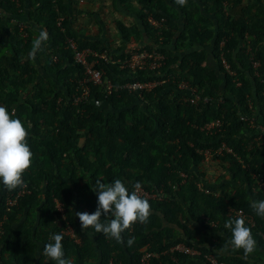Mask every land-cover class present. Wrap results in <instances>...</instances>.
Wrapping results in <instances>:
<instances>
[{"label":"trees","instance_id":"trees-1","mask_svg":"<svg viewBox=\"0 0 264 264\" xmlns=\"http://www.w3.org/2000/svg\"><path fill=\"white\" fill-rule=\"evenodd\" d=\"M136 1L141 5L142 29L164 56L163 65L154 71L121 70L118 62L128 55H114L105 44L80 38L70 28L68 0H18L19 6L0 0V106L10 114L14 110V118L24 123L34 154L23 175L26 187L8 190L0 182L4 229L0 245L7 255L2 264H55L43 255L51 234L64 236L65 255L74 264H109L110 260L141 264L143 247L158 255L149 264H209L205 255L224 264H264V218L250 208V201L264 200V190L256 186V177L264 180V135L257 144L258 130L250 128L251 120L258 125L261 119L264 129V0H254L246 9L240 7L243 0H187L185 7L175 0ZM199 4L212 19L202 15ZM235 8H240V15L233 18L229 12ZM178 11L182 30L175 23ZM24 12L25 20L21 19ZM148 16L162 27L150 26ZM42 29L49 39L35 54L34 64L29 54ZM67 40H73L79 50L108 55V63L100 60L95 67L112 84L110 94L100 86H89L87 102H68L80 94L78 81L84 74ZM208 49L214 51L222 78L203 65ZM220 58L234 76L223 69ZM254 62L259 63L256 69ZM165 78L169 83L141 95L120 89L125 83ZM180 81L211 101L191 105L182 101V92L172 95L173 90L169 97L159 95L164 88L175 90ZM142 101L150 110L140 108ZM216 119L222 125L214 134L201 130ZM221 143L231 153L216 158L225 172L211 183L201 170L202 152ZM225 177L227 181L221 182ZM97 179L109 184L120 179L129 191L140 182L141 190L150 195L149 223L137 222L126 230L124 243L92 228L82 231L75 215L96 210L98 198L92 188ZM20 192L16 204L8 207V199ZM230 210L244 214L257 241L256 250L247 257L230 245L228 251H221L231 239L225 221L238 217ZM69 226L78 243L64 235ZM130 237L135 238L132 246L127 245ZM178 243L200 255L170 253Z\"/></svg>","mask_w":264,"mask_h":264},{"label":"clouds","instance_id":"clouds-1","mask_svg":"<svg viewBox=\"0 0 264 264\" xmlns=\"http://www.w3.org/2000/svg\"><path fill=\"white\" fill-rule=\"evenodd\" d=\"M175 3L180 7L187 6V0H175ZM48 39L49 34L47 30H40L39 35L32 42L29 59H35V54L41 50L42 45L47 42ZM137 50H139V48ZM167 83H169V81ZM97 104L99 106V102H97ZM14 117V110L10 114L6 107L0 106V182H2L8 190L26 187L23 175L26 170L30 169L32 166L34 155L27 142L29 136L28 130L21 119ZM207 124H205V126ZM250 124L252 127L251 129L259 131L258 125L254 126L253 122H250ZM204 127L201 128V130L207 133ZM216 131L218 130H214L211 134H214ZM263 131L264 129L261 130V133ZM222 145L225 146L224 143H221V145L215 149L205 150L202 152L203 157H205L204 153L209 151L211 152L210 158L220 162L216 159L217 157H223L224 154L231 153L221 151L220 154H217L216 151H218ZM225 147L229 149L227 146ZM141 189L142 185L140 182L135 183L133 185V190L129 191L128 187L120 179H116L110 184L103 183L101 179H97L95 181V187L92 188L98 198L96 210L91 214L88 212L75 213L79 218L82 231L92 228L96 233H102L109 239H114L118 243H124L125 241L122 234L126 230L131 229L137 222L145 225L148 224L152 214L151 205L148 199L141 195ZM56 206L57 210L63 213L62 205L59 202H56ZM250 208L257 216L264 218V200L250 201ZM224 226L231 230V239L228 244L221 248V251H228L230 245L234 251L243 250L244 256L247 257L256 250L257 241L252 234L251 228L246 226L243 216H238L235 219H227ZM64 235L71 239L75 238L74 241L77 243L79 242V239L75 237L70 226L67 227ZM3 237L4 229L2 238ZM63 239L64 236L62 234H51L49 236V243L43 248V255L50 261H54L55 264H74V260L65 255L62 244ZM134 242L135 238L130 237L127 240V245L132 246ZM1 253L3 254L2 262L7 259V255L2 251Z\"/></svg>","mask_w":264,"mask_h":264},{"label":"crops","instance_id":"crops-1","mask_svg":"<svg viewBox=\"0 0 264 264\" xmlns=\"http://www.w3.org/2000/svg\"><path fill=\"white\" fill-rule=\"evenodd\" d=\"M13 3L16 6H19L18 0L17 2ZM68 3L70 5V28L85 41L103 43L111 52H113L114 55H128L132 50L131 48L140 49L148 45L149 47H158L154 44L152 45V39L150 35L146 34L142 29L140 21L141 5L136 0H68ZM199 8L202 12V15H204L209 20L212 19L210 14L204 12L202 5L199 4ZM178 14V19L175 23H177L179 29L182 30L184 27V22L182 20L183 17L180 11H178ZM21 19H27L26 12L22 14ZM146 21L152 27H158L159 25L158 22L149 16L146 17ZM173 41H176V39ZM173 48V45L169 47L170 50H173ZM209 50L210 49H208V51ZM208 51L205 55L206 58L203 65L211 68L213 65L210 64V61H208L211 58L208 57ZM184 54H186V52L177 53V55L181 56ZM33 63L36 64L35 59L33 60ZM218 75L219 73H217V76ZM172 82H174V80ZM171 90H173V93ZM178 92L180 91L176 89L174 90L173 88H164L159 92V95H162L163 97H169L171 93L172 95H179ZM182 95L183 94H181V96ZM143 102L145 101H142V103L140 102V104H138L140 108L145 111L150 110L148 107L149 104L147 102ZM258 114L259 113L257 109L255 116H258ZM258 121L259 131L256 132L258 135L254 137V141L259 137L260 140L258 143H261L263 141L262 136L264 135V131L261 133V130L263 129V127L260 125L261 119H258ZM251 122H253V120H251ZM253 123L255 126V122ZM250 128L252 127L250 126ZM203 158L201 170L207 175L206 179L208 182L212 183L221 174L216 168L223 170L221 168V162L213 163L212 158ZM209 170H213V172L218 173L210 175ZM195 236L197 240L198 235Z\"/></svg>","mask_w":264,"mask_h":264},{"label":"built area","instance_id":"built-area-1","mask_svg":"<svg viewBox=\"0 0 264 264\" xmlns=\"http://www.w3.org/2000/svg\"><path fill=\"white\" fill-rule=\"evenodd\" d=\"M12 2H17V0H11ZM2 16V11L0 10V17ZM160 24V23H159ZM157 28V27H156ZM25 36V34L23 35ZM67 47L73 52V59L74 62L81 66L83 69V79L78 81V88L80 90V94L74 96L71 99L72 105H77L81 102L85 103L87 102V99L89 97V86H100L103 88V91L105 94H110L112 89V84L109 80L103 79L104 72L101 69L96 68L95 66L99 64V61H103L105 63H108L110 61V58L106 53H97L94 51H91L89 49H82L79 50L72 40L66 41ZM222 46V43H221ZM221 57V56H220ZM89 58L91 61H89ZM221 59V58H220ZM164 62V56L161 55L158 52V47H153L150 50H133L129 53V57L125 59L124 61H119V68L121 70L127 69L131 71L135 70H149L154 71L159 69ZM221 65L223 69L230 75L234 76V73L231 71L228 64L225 62V60L221 59ZM259 66V63L254 62L253 63V69H256ZM168 78L160 80V81H148V82H134V83H125L120 85V89L128 90L129 93L132 92H138L140 95L145 92H150L152 89L165 85L163 84L165 81L168 82ZM77 88V89H78ZM174 88L180 92L183 93L181 96L182 101L188 102L191 105H197L199 101H203V103H208L211 101L208 97H202L196 88L191 87V85L188 82L180 81L177 82L176 85L174 84ZM241 120L245 119L244 117H240ZM251 122V121H250ZM222 122L220 120H215L209 124H207L204 129L207 131L208 134L213 133L214 130H219L221 127ZM260 138L258 137L257 140H255L258 144ZM221 151L231 152L229 149H227L224 145L216 151L217 154H220ZM205 157H210L211 152L206 151L204 153ZM256 186L257 189L264 190V180L261 178L256 177ZM255 191V190H254ZM23 192L18 193L15 197L8 199L7 206L11 207L16 204L17 198L22 195ZM141 195H143L145 198H150V195L141 190ZM234 214L235 216H244V214L241 211H233L230 210V214ZM3 220H0V241L3 236ZM170 253H180L185 254L188 256H199L200 253L190 247H187L183 244H176L175 246L171 247L169 249ZM142 256L140 263L141 264H149L150 260L152 258L158 257L155 253H150L147 251L146 247H144L141 250ZM3 258V254L1 253V247H0V264H2L1 260ZM204 259L209 264H224L223 262H219L214 256L212 255H205ZM109 264H113V261L110 260Z\"/></svg>","mask_w":264,"mask_h":264},{"label":"rangeland","instance_id":"rangeland-1","mask_svg":"<svg viewBox=\"0 0 264 264\" xmlns=\"http://www.w3.org/2000/svg\"><path fill=\"white\" fill-rule=\"evenodd\" d=\"M255 3V1L254 0H243V2H242V4L240 5V7L241 8H244V9H246V8H249L250 6H252L253 4ZM230 15L233 17V18H236L238 15H240V8H235L234 10H231L230 12ZM154 25H156V24H154ZM162 24H159L158 25V27L157 28H159V27H162L161 26ZM220 47H221V44H220ZM132 50L131 51H133V50H135V48H131ZM130 51V52H131ZM213 50L210 52V50L208 51V57H211L208 61H210V64H212L213 66L211 67V70H214L215 71V73H216V75H217V73H219V75H218V77L219 78H222L223 76H222V71H220L219 69H218V60H216L215 59V57L213 56ZM37 65L39 66V64H38V62H37ZM238 67H240V66H238ZM233 73H234V75H235V72L234 71H232ZM235 82H239V81H235ZM163 84H167V82L165 81ZM71 101V99H69V101L68 102H70ZM57 102L58 103H60L61 102V99H58L57 100ZM83 142H84V139H81L80 141H78L77 142V144H78V146L79 147H81V145L83 144ZM214 159V158H213ZM213 161V163H215V162H218V161H216V160H212ZM221 174H223V172H225V171H223V170H221L220 168H216ZM215 173H218V172H213V170H209V174L210 175H214ZM212 177V176H211ZM215 177H217V176H215ZM227 181V178L225 177L223 180H221V182H226ZM195 240H196V236H195Z\"/></svg>","mask_w":264,"mask_h":264}]
</instances>
